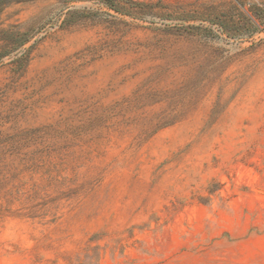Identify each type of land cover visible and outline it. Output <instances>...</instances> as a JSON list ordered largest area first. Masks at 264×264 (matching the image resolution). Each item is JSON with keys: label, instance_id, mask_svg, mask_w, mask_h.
Returning <instances> with one entry per match:
<instances>
[{"label": "rangeland", "instance_id": "obj_1", "mask_svg": "<svg viewBox=\"0 0 264 264\" xmlns=\"http://www.w3.org/2000/svg\"><path fill=\"white\" fill-rule=\"evenodd\" d=\"M0 264H264V0H0Z\"/></svg>", "mask_w": 264, "mask_h": 264}, {"label": "trees", "instance_id": "obj_2", "mask_svg": "<svg viewBox=\"0 0 264 264\" xmlns=\"http://www.w3.org/2000/svg\"><path fill=\"white\" fill-rule=\"evenodd\" d=\"M110 4H111V3H110ZM111 5H112V4H111ZM111 5H110V6H111Z\"/></svg>", "mask_w": 264, "mask_h": 264}]
</instances>
